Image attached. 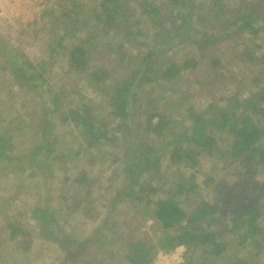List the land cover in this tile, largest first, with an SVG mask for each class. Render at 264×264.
Here are the masks:
<instances>
[{
  "label": "trees",
  "instance_id": "obj_1",
  "mask_svg": "<svg viewBox=\"0 0 264 264\" xmlns=\"http://www.w3.org/2000/svg\"><path fill=\"white\" fill-rule=\"evenodd\" d=\"M135 1L133 7L131 0H51L59 10L50 7L44 12L59 36L60 51L52 47V53L65 60L68 73L85 77L87 87L101 98L100 104L89 102L57 111L58 122L73 124L83 143L78 153L89 166L112 160L113 151L120 148H129L131 159L124 157V163L115 168L122 188L104 190L110 198L107 203L92 206L94 194L86 170L74 180L83 188L80 196L63 198L66 212L79 213L85 221L97 224L91 236L75 238L56 228L53 212L45 208L36 207L32 219L46 239L51 237L49 240L63 244V264H115L117 258L116 264L123 258L126 264H152L159 248L171 251L179 245L187 248L186 264H258L264 251V183L256 179L258 170L264 168V51L259 53L264 50V0H241L233 10L223 0H212L208 6L197 0ZM148 26L154 32L149 31L151 40L145 34ZM223 33L228 34L226 39L232 45L237 44L236 37L241 39L247 34L248 38L244 37V43L234 47L235 54L228 60L242 66L243 72L225 71L222 52L214 44L219 41L217 35ZM115 38L122 42L113 43ZM66 40L69 43L63 45ZM178 46L188 50L187 58L181 62L166 56L172 47ZM104 48L107 54L101 56L99 51ZM54 54L49 61L52 65L57 58ZM94 57L104 59L93 64L98 61ZM115 64L124 66L123 73H117ZM26 65L25 70L15 71L18 85L26 88L31 84L32 90L38 89L40 82L47 80L44 77L47 69L44 64L38 70ZM255 68L261 72H251ZM196 73L206 78H194L190 85L183 84ZM218 82L224 91L231 92L227 105L209 103L208 110L196 111L190 101L191 84H198L201 90L206 84L213 91L220 88ZM151 83L154 85L150 87ZM156 89L163 101L150 98L149 93ZM212 91L208 99L212 98ZM51 92L50 100L56 104L54 109H58L59 95ZM141 93L147 97L146 102L139 98ZM241 93L245 95L241 97ZM39 99L40 105L47 104V100ZM6 100L3 99V109L9 103ZM172 106L177 111L186 106L183 120H173L169 111ZM207 111L212 114L205 116ZM36 122L41 124L39 133L45 141L35 144L32 155L45 150L46 157L54 154V160L65 163V151L59 152L56 139H50L53 131L58 130V122L53 123L48 116L41 121L37 118ZM15 131L9 129L10 136L0 134V159L10 155L15 137L11 134ZM144 134L147 137L140 138ZM135 137L137 141L131 143ZM164 138L166 143L162 142ZM212 158L218 160L215 162L226 160L233 167L236 180L243 175L248 179L236 184L235 190L215 188L228 196L225 211H220L218 204L199 200V183L203 181L198 175H202L206 186L215 181L213 176H204L199 167L202 159ZM163 164L167 165L165 170ZM147 171L151 175L143 182L140 174ZM244 185L250 188V193H243L241 198L230 195V191ZM159 192L161 195H156ZM192 197L196 200L192 201ZM124 204L131 205V209H125L131 213L118 218V208ZM147 214L149 217L139 219V226L148 219L156 222L161 231L158 247L122 231L137 216ZM19 233L12 230V239ZM20 234L25 236L22 243L29 253L32 240L29 235ZM4 240L1 236L0 245Z\"/></svg>",
  "mask_w": 264,
  "mask_h": 264
},
{
  "label": "rangeland",
  "instance_id": "obj_2",
  "mask_svg": "<svg viewBox=\"0 0 264 264\" xmlns=\"http://www.w3.org/2000/svg\"><path fill=\"white\" fill-rule=\"evenodd\" d=\"M131 1L133 7H135L136 1ZM211 1L212 0H197V3L204 2L208 6L211 4ZM240 2L241 0H223L225 6L230 10L238 8ZM51 9L56 12L59 10L56 3L51 4ZM49 21L50 20L45 18L43 14L38 24L36 23L33 27L23 31V33L15 35H12L9 29H0V134L10 136L8 130L12 128L16 129L15 134H11L15 137L12 140V151L10 155L4 159H0V237L2 236L5 239L4 243L0 245V264H63V244L49 240L53 239L51 237L46 239L43 234H40L37 221L32 219L31 216L33 210L36 207H40L53 212L56 219L55 227L63 229L65 233H70L72 237H83L85 239V236H91L97 224L95 222L90 221L89 223L85 221L79 213L72 215L66 212L63 198L76 197L83 191V188L78 186L74 180L80 172L86 170L89 173L88 185L91 187L90 190H93L92 194H94V203L92 206H98L100 202L107 203L110 201V198H108L109 195L104 194V190H108L110 187L114 186L122 188L121 178L115 174L117 171L115 168L121 166L127 157L131 159L129 148L125 150L124 148H120V151H113L115 155L119 153V155H116L117 158L115 155L112 156V160L115 159V162L112 163V160H104V162H99L97 165L95 164L96 166H89L87 164L88 162L81 157V152L78 153V151L82 149L83 143L73 124L69 123L65 125L58 122L60 117L58 118V115L55 114L57 111L63 112L70 109V107H80L81 104H87L89 102L100 104L101 98L99 94L87 87L85 77L80 78L74 73H68V64L65 60L52 53V47L60 51V47H57L59 36L55 34V27L50 23L51 21ZM147 30L148 31H145L146 38L147 40H151L152 38L149 37L151 35L149 31L150 33L154 32L151 31L150 26L147 27ZM64 32L63 30L60 34L63 35ZM227 35V33L220 34V36L217 35L219 41H215L214 43L216 44L215 46L218 47V50L222 52L220 55L227 65L225 71L230 69V71L235 74L238 70L243 72L242 66L234 65L233 63L230 64L228 60H230L233 53L235 54V51H233L234 47L238 44H243L244 37L248 38V36L247 34H243L241 39H239V36L236 37L237 44L232 45L233 43L228 42V39H226ZM112 42L119 44L122 40L115 38L112 39ZM66 43L69 42L66 40L63 45ZM181 47L183 46L172 47L171 50L166 53V56L173 58L175 61H183L187 58L186 54H188V50H184ZM263 51L264 50H260L259 53H263ZM133 52V54H137L136 50ZM52 54L55 55L53 57H57L53 60V65L49 62ZM99 54L105 56L107 54L106 48L103 50L101 49ZM95 58L98 61H95L93 64L101 63L99 60L104 59H100V57H94V59ZM26 63L31 64L37 70L44 64V67L47 69V72L44 74L47 80H45V82L41 81L38 89L32 90L33 87L31 84H27L26 88L25 86L22 88L18 85L19 80L15 76V71L17 69L25 70V66L27 67ZM50 65H52V69L49 70ZM123 67L116 64L113 66L118 74L119 72L123 73ZM251 72L260 73L261 70L255 68ZM191 76L192 77H190L187 82L185 80L183 84L186 83V85H190L191 80L193 81L194 78L199 80L206 78L202 74L199 75L197 73L195 75L191 74ZM221 80L222 79H220V81ZM204 81L207 83L206 80ZM153 85L154 84L151 83L150 87ZM191 85V89L189 88L192 94L190 101L194 104V109L196 111L208 110L211 105L209 103L224 107L227 105L226 99L232 96L230 91L223 90L225 88L223 86L221 87L220 83V88L217 86L218 89L215 88L213 91L210 87L206 88V84L202 90L199 89L200 87L196 83H192ZM51 90L59 95L58 102H60V106L58 109L57 107L54 109L56 104L50 100L52 96ZM211 91L214 94H212V98L208 99L207 97ZM245 94H248V92H245ZM245 94L241 93V97ZM149 95L153 100L156 98L159 100L162 99L161 96H157L159 95L158 89L149 93ZM81 96L84 98L83 100L80 99ZM140 96L139 98L146 102L147 97L142 93ZM40 97L47 100L46 105H40ZM3 99L4 101L7 99L6 101L9 102H5L7 106L6 109H3ZM174 107L175 106H172L169 110L172 112L173 120H183L184 115H186L184 111L186 106L183 107V111H177ZM208 112L209 111H207V113ZM204 114L207 116L212 113L209 112L208 114ZM25 116L28 119H25ZM44 116L50 117L53 123L58 122V130L53 131L52 138L50 137V139H56L58 142L56 149L59 152L61 150L65 151L67 155L65 163H63V161L54 160V154L46 157L45 150L35 154V156L32 155L35 144L45 141V137H42L39 133L41 124L40 122H36L37 118L41 121ZM185 125L188 127V122ZM129 134L130 133L127 132V135ZM118 136L121 138V134H118ZM146 137L145 135L140 138L145 139ZM221 137L222 140L225 139V136ZM134 141H137L136 137L131 140V143ZM165 141H167V139L164 141L162 140V142ZM165 143L164 145L162 144L163 147H165ZM223 146H225V144ZM159 148H161L160 145ZM132 156L135 159V155L133 154ZM124 157L126 158L124 159ZM215 161L218 160L212 158L210 160L202 159L201 161L199 167L201 173H204V176H213L215 181L210 183L209 186H206L202 175H198L200 177L199 180L203 181L199 183L201 187V198H199V200L205 199L208 203L218 204L219 210L225 211V202L228 201V196L219 191L235 190L234 186L236 184L238 185V183L247 181L248 179L243 175L242 179L236 180L232 169L233 167H231L229 163H225L226 160H220L219 162ZM129 165L133 166V163ZM166 166L167 165L163 164L162 169L165 170ZM133 167L137 168V166ZM142 169L143 168L140 170ZM174 170L175 169L171 171ZM239 170L243 171L242 169ZM150 175L148 171L146 173L144 172V174H140V180L144 182L148 180ZM66 178L68 179L67 182L65 181ZM117 178H119V180ZM256 179L264 183V168L258 170ZM245 187L246 185L238 188L236 191H230L229 193H231L230 195H232V197L234 195L236 198H241L243 197V193H250V188ZM215 188H218L219 191H215ZM162 189L163 188L158 187L157 190L162 191ZM156 195L161 194L159 192ZM215 195L218 197H214ZM254 196L255 194L250 195L248 199ZM192 198V201L196 200V198ZM234 203L238 205L237 202ZM124 205L125 206H120L119 208V216L131 213L125 210L126 208L131 209V205ZM149 215L150 214H147L146 217L137 216V220L131 221L129 223V228L123 229L122 231L124 233L130 232L135 235L136 239H140L148 244H156V247H158L160 244L158 240L161 232L159 229L160 227L152 222L151 219H148V221H145L142 225V228H139V219L147 218ZM215 216L218 217V215ZM10 225L13 226L12 229H10ZM16 229L20 230L21 232H19L24 235H29L32 240V247L29 253L25 252V248L23 247L24 244L22 243L23 240H26L23 238L25 236L16 232ZM12 230L15 233H19V235L15 236V239H12ZM161 242L164 243V241ZM159 249V251H170ZM231 251H229V253ZM239 256H241V254ZM116 260L118 261V258ZM258 261V264H264V251ZM80 264H84V262Z\"/></svg>",
  "mask_w": 264,
  "mask_h": 264
},
{
  "label": "built area",
  "instance_id": "obj_3",
  "mask_svg": "<svg viewBox=\"0 0 264 264\" xmlns=\"http://www.w3.org/2000/svg\"><path fill=\"white\" fill-rule=\"evenodd\" d=\"M51 4V0H0V28L9 29L12 35L23 33L38 24ZM186 252L184 245L158 251L154 264H186Z\"/></svg>",
  "mask_w": 264,
  "mask_h": 264
},
{
  "label": "crops",
  "instance_id": "obj_4",
  "mask_svg": "<svg viewBox=\"0 0 264 264\" xmlns=\"http://www.w3.org/2000/svg\"><path fill=\"white\" fill-rule=\"evenodd\" d=\"M0 29H3V28H0ZM118 210H120V209L118 208ZM121 216H123V215L118 216V218L121 217ZM151 220H152V219H151ZM147 221H148V220H147ZM149 221H150V220H149ZM152 222L156 223L154 220H152ZM157 226H158V225H157ZM139 228H142V226H139ZM159 229H160V228H159ZM159 250H160V249H159ZM159 250H158V251H159ZM173 250H174V249H173ZM173 250H171V251H173ZM158 251H157V252H158ZM157 252L155 253V255L157 254ZM154 258H155V256H154ZM154 258H153V261H154ZM116 262H118V261L116 260ZM116 262H115V264H116ZM120 264H126L125 261H124V258H123V261H121ZM152 264H153V262H152Z\"/></svg>",
  "mask_w": 264,
  "mask_h": 264
}]
</instances>
